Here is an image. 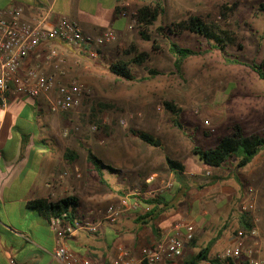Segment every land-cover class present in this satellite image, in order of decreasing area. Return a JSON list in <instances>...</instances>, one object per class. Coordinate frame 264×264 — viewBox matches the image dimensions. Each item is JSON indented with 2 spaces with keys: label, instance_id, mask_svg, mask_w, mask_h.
Masks as SVG:
<instances>
[{
  "label": "rangeland",
  "instance_id": "obj_1",
  "mask_svg": "<svg viewBox=\"0 0 264 264\" xmlns=\"http://www.w3.org/2000/svg\"><path fill=\"white\" fill-rule=\"evenodd\" d=\"M146 3L145 0H132L131 7H127L130 15ZM234 3L238 4L237 9L224 23L220 9L223 5L231 6ZM261 3L264 0H164V13L149 28L151 38L156 40L155 48L151 47V42L140 40L136 25L131 30L133 37L130 43H135L139 51L148 54L143 66H131L136 81L117 79L108 72L110 62L130 59L118 51L116 41L108 45L111 48L108 60L97 62L95 58H90L86 61L88 68L82 67L78 73L71 72L69 76L63 77L64 85L74 83L81 90L80 104L72 109L76 113L75 127L80 145L90 147L105 165L112 168L103 169V177L112 185L110 190L103 187L105 194L110 197L104 209L122 200L129 204L140 203L133 197L145 184L150 186L146 198L174 193L177 183L165 163L166 156L182 162L190 170V174L186 175L190 189L186 197L176 204V210L170 211L181 215L184 221H190L188 216L200 219V224L196 220L193 224L199 226L201 237L198 239L196 231V244L192 248L186 247L184 257L177 264H181L188 255L197 253L224 226L219 241L213 245L215 255L231 246L225 236L234 239L239 230L237 216L240 207L253 200V214H257L258 200L254 199V194L249 197L247 190L251 188L257 191V196H264V186L260 187V180L257 181V177L249 170L250 166L263 167L264 162L255 157L249 165L238 171L230 163L221 169L202 167L198 159L191 155L188 140L171 124V115L165 111L163 103L171 102L180 108V122L188 132L194 134L197 146L213 148L221 137L230 134V128L225 123L229 124L237 118L235 109L240 111L247 129L251 124L248 116L255 112L259 116L264 114V82L246 67L224 65L217 51L187 59L182 74L178 76L172 67L173 57L168 52L167 41L155 34V28L191 15L207 22H219L233 33L243 47L242 51L229 47L228 52L259 63L264 58V13L257 10ZM171 40L188 48L204 44L203 40L188 33L171 37ZM101 50L108 49L102 46ZM146 69H153L158 74L142 80L147 76ZM96 102L114 105L101 114L103 123L110 125L108 136L88 121L91 106ZM222 115L226 118L225 122ZM203 121L209 124L205 125ZM129 128L151 133L162 141L163 149L143 144L128 133ZM258 129L253 130V133L260 134L262 131ZM261 154H264V150ZM256 158L257 161L252 165ZM152 175L153 180L146 183ZM212 176L223 179L206 185ZM198 185L203 187L198 189ZM97 189L101 190L100 187ZM129 210L123 214L129 213Z\"/></svg>",
  "mask_w": 264,
  "mask_h": 264
},
{
  "label": "crops",
  "instance_id": "obj_2",
  "mask_svg": "<svg viewBox=\"0 0 264 264\" xmlns=\"http://www.w3.org/2000/svg\"><path fill=\"white\" fill-rule=\"evenodd\" d=\"M131 3L132 0H0V8H21L23 21L41 20L45 26L67 18L92 37L111 28L115 31L116 46H124L130 44L133 36L128 29L129 19L121 16L120 12L122 9L130 15L127 7H131ZM108 45H105L107 51L98 50L97 62L108 60L111 49ZM51 54H56L58 59L50 58ZM59 59L61 63H58ZM89 60L83 50L51 40L39 43L22 62L21 70L36 68L45 76L52 77L57 87L64 85V76L78 73L82 67L88 68L86 61ZM55 95L56 90L53 89L48 96L35 99L14 96L8 99L4 108L0 107V264H58L51 255L55 231L45 218L28 206L35 201L55 203L68 197L79 200L84 216L101 221L96 233L78 231L66 239L72 251L95 264H111L119 248H125L136 256L142 246L153 244L176 221L182 220L181 215L169 210L159 216L152 226L141 229L135 220L147 208L133 203L136 204L131 208L133 210L123 214L116 222L104 221V207L110 197L103 187L110 190L111 182L103 177L108 186L100 184L97 173L86 164L85 149L90 147L81 146L78 141L76 113L73 110H50V100ZM235 112L237 118L229 124L225 123L227 128L238 123L246 135L252 134L256 128L264 130V114L259 116L255 112L248 116L251 124L247 129L240 111L235 109ZM223 118L225 122V116ZM67 149L77 152L78 159L67 161L64 157ZM261 152L256 157L264 162ZM250 168L249 171L263 187L264 166ZM153 177L147 180L152 181ZM99 187L101 190L97 189ZM254 199L258 200V210L252 216V222L264 235V196H257V191H254ZM188 218V222L196 220L200 224L201 220L197 217ZM151 227L158 230V236L153 234ZM196 228L199 239L201 230L199 226ZM225 238L230 245L235 241L231 236ZM215 252L212 246L210 256Z\"/></svg>",
  "mask_w": 264,
  "mask_h": 264
},
{
  "label": "trees",
  "instance_id": "obj_3",
  "mask_svg": "<svg viewBox=\"0 0 264 264\" xmlns=\"http://www.w3.org/2000/svg\"><path fill=\"white\" fill-rule=\"evenodd\" d=\"M145 1L148 3L137 8L131 17L135 20L138 28L137 34L140 40L151 42V47L155 48L154 43H156V40L151 38L149 28L152 27L157 19L164 13V0ZM237 6L238 4L234 3L231 6L223 5L221 7L219 13L224 23L228 20L229 15L237 9ZM257 10L258 12L264 13V3L259 4ZM182 33L192 34L203 40L204 44L196 48H188L182 47L171 40V37H178ZM155 34L167 41L168 52L173 57L172 67L178 76L182 74V67L187 59L194 56L203 57L217 51L224 65L246 67L264 82V58L257 63L254 60H244L238 55L230 54L228 52L229 47H234L237 51H242L243 47L236 41L233 33L219 22H207L199 16L191 15L177 22H172L169 25L155 28ZM260 39L262 38L260 37ZM117 49L130 59L128 61L116 59L110 62L107 67L108 72L117 79L129 82L136 81L137 78L132 72L131 66H143L148 58V54L139 51L135 43H130L127 46L118 45ZM146 71L147 76L142 78V80L151 79L158 74V72L153 69H146ZM163 106L165 111L169 112L171 115V124L178 128L190 143L191 155L196 157L204 168L221 169L223 166L230 163L232 167L238 171L245 168L264 150V130L260 134L252 133L246 135L243 128L238 123H234L230 127V134L221 137L213 148L204 149L197 146L195 144L194 134L188 132L180 122V108L176 107L171 102H164ZM113 107L114 105L109 102L94 103L91 106L90 118L88 120L89 123L94 124L98 130H103L107 136L111 131L110 125L103 123L101 114ZM128 133L149 147L163 149L162 141L148 132L129 128ZM85 152L86 164L92 167L97 173L100 184L108 186L106 180L103 178V169L112 168L104 165L92 149L86 148ZM64 157L67 161L71 162L78 159L79 155L77 152L67 149ZM165 163L169 171L173 174L177 187H174L175 191L172 194H159L148 198H146V193L150 186L145 184L140 188L138 195H135L133 199H137L143 208H147V210L144 211L143 214L138 215L135 220V224L139 225L141 229L152 226L153 222L163 213L169 210H176V204L186 197L190 189L186 177L190 172L188 167L182 162L170 159L167 156L165 157ZM221 179L223 178L212 176L206 185H212ZM202 187L203 185L197 186L198 189ZM118 193L120 194V191H118ZM173 201L174 203L171 204ZM28 207L36 210L38 214L48 222L50 218H59L64 224L80 220L85 214L80 209L79 200L75 197L61 199L55 203L35 201L30 203ZM237 217L239 230L248 231L253 227V218L250 213L241 212L239 210ZM224 228L225 226L223 229ZM223 229L218 231V233L212 237L204 247L200 248L197 253L188 255L181 264H201L203 261L210 260L211 256L209 252L212 246L221 237ZM151 230L155 236H158V230L156 228L151 227ZM195 244L196 240L194 238L187 246L192 248ZM216 264L218 263L216 262Z\"/></svg>",
  "mask_w": 264,
  "mask_h": 264
},
{
  "label": "built area",
  "instance_id": "obj_4",
  "mask_svg": "<svg viewBox=\"0 0 264 264\" xmlns=\"http://www.w3.org/2000/svg\"><path fill=\"white\" fill-rule=\"evenodd\" d=\"M21 13V8H0V107L4 108L10 97L25 96L35 99L48 96L55 89L56 95L50 100V110L69 112L80 104L81 90L74 83L56 87L52 77L45 76L33 67L22 71V62L39 43L51 40L81 49L88 58L93 59L102 46L116 41L115 31L108 28L92 37L83 33L75 22L67 18H61L52 26H45L41 20L31 23L23 21ZM120 15L129 19L128 29L133 30L136 25L134 18L122 9ZM50 58L58 59L56 54H51ZM61 62L59 59L58 63ZM203 123L209 124L208 121ZM247 192L250 197L254 194L251 188ZM136 204H129L126 200L110 204L105 208L102 218L114 223ZM240 211L254 216V201L243 204ZM48 223L55 231L51 255L58 264H95L89 258L72 251L67 246L66 239L78 231L96 233L101 221L84 216L73 223L64 224L59 218H50ZM195 233L196 227L192 222L179 220L158 241L142 246L136 256H132L125 248H119L111 264H177L184 257L185 249L195 238ZM234 240L230 247L201 264H264V235L255 223L248 231L238 230Z\"/></svg>",
  "mask_w": 264,
  "mask_h": 264
}]
</instances>
